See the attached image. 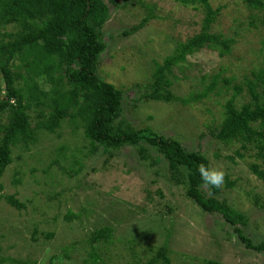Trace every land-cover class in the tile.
Returning <instances> with one entry per match:
<instances>
[{
  "label": "rangeland",
  "instance_id": "rangeland-1",
  "mask_svg": "<svg viewBox=\"0 0 264 264\" xmlns=\"http://www.w3.org/2000/svg\"><path fill=\"white\" fill-rule=\"evenodd\" d=\"M138 1L153 4L156 19L138 32L122 36V31L137 25L145 16V7ZM209 4L212 9L221 8L213 31L233 38L236 43L224 58L209 48L188 56L191 80H184V74L178 73L180 66L175 68L178 79H171V89L179 97H187L191 91L194 95L201 93L212 74L222 71V76H235V82L241 84L245 74L250 76V70L264 67L263 29L248 26L251 16H259L260 12L247 9L241 0H209ZM108 7L110 16L101 30L106 50L98 60V72L117 87L124 84L131 88L136 82L141 86L147 84L154 62L162 63L176 42L194 35L203 18L200 7H185L177 0H115ZM259 50L262 56L258 55ZM203 75L207 78L201 84L199 78ZM137 88L141 90L143 86ZM220 88L221 84L206 98L185 107L148 101L139 102L135 111L130 108V98L137 96L131 93L125 101L124 118L132 129L148 127L179 140L187 151L203 153L209 168L221 169L225 176L219 192L211 194L206 187L201 190L207 198L225 201L244 213L247 224L240 228L245 237L257 244L264 239V207H257L253 197L264 200V184L249 170V164L257 162V150H240L245 156L241 159L235 155L239 143L225 145L210 134L222 122L225 102L232 94L231 89ZM2 95L1 90L0 98ZM248 101L249 96L243 91L235 104L239 108ZM29 114L34 126V113ZM6 115L0 116V125L7 122ZM78 135L75 137L63 125L54 135L38 137L28 149L22 145L12 149L14 161L2 177V194L15 195L25 207H10L0 193L2 257L34 264H134L137 259L140 261V255L144 259L142 254L146 256L149 248L151 256L165 242L169 231L171 264H204L207 260L219 264H264V252L246 248L219 214L202 212L185 197V188L168 180L164 161L149 166L139 159L134 147L125 146L111 155L99 150L89 156L75 153L83 165L81 170L77 165L72 167V171L77 170L75 174L69 171L68 160L58 159L59 164H54L59 145H87L80 131ZM73 152L67 155L70 157ZM86 152L84 149L83 153ZM18 179V183L13 182ZM227 182L234 185L227 188ZM68 213L76 217L66 221ZM104 226L112 229L113 244L102 253L103 262L94 263L89 259L86 241ZM45 233L54 236L47 240ZM64 247L72 248L65 254Z\"/></svg>",
  "mask_w": 264,
  "mask_h": 264
},
{
  "label": "trees",
  "instance_id": "trees-1",
  "mask_svg": "<svg viewBox=\"0 0 264 264\" xmlns=\"http://www.w3.org/2000/svg\"><path fill=\"white\" fill-rule=\"evenodd\" d=\"M177 1L185 7L202 9L200 29L184 42H176L172 53L162 63L154 62L155 68L149 82L137 90V87H142L140 82L131 88L124 84L117 87L105 81L98 72V60L106 50L101 30L110 16L108 3L115 4V0H0V83L3 85V88L0 87V91H3L0 116L7 114V122L0 125L1 198L16 210L24 209L25 205L15 195L2 194V177L14 161L12 149L21 145L28 149L38 137L54 135L66 125L75 137L80 131L87 145H59L55 151L54 164H59L58 159L68 160L69 171L75 174L77 170L72 171V167L77 165L79 170L83 169L75 153L89 156L99 150L111 155L125 146L134 147L139 159L149 166L164 161L168 180L185 188V197L202 212L219 214L233 227V233L246 248L264 252V239L253 244L243 235L240 226L247 224L244 213L225 201L207 198L202 192L204 186L196 169L201 163L209 167L203 153L187 151L179 140L167 138L148 127L132 129L131 123L124 118L125 101L131 93L137 96L130 98V108L134 111L139 102L148 101L179 103L185 107L206 98L221 84L220 90L222 87L227 91L231 89L232 94L225 102L222 122L212 128L210 134L225 145L239 143L240 149L235 155L241 159L245 156L240 150L247 151L254 147L257 150L254 156L257 162L249 164V170L264 184V67L250 70V76L245 74L241 84L235 82V76H222L221 71L210 75L201 93L194 95L191 91L187 97L175 95L171 89V79H178L175 68L180 66L178 73L184 74V80L193 78L188 74V56L209 48L219 58H224L231 53L236 43L233 38L212 29L221 8L212 9L209 0ZM241 1L247 9L260 12L259 16H251L248 26L260 27L264 32V0ZM138 3L144 5L145 16L137 25L122 31V36L134 34L156 19L153 4L143 1ZM258 55L262 56L260 50ZM206 78V75L201 76L200 83L203 84ZM243 91L248 94L249 101L238 108L235 101ZM30 111L36 120L34 126L30 122ZM84 149L87 150L86 154L83 153ZM69 151H74L70 157L67 155ZM227 159L234 160L233 157ZM62 169L67 172V168ZM13 182L18 183L19 179ZM233 185L234 182H227L226 186ZM208 190L211 194L219 192V188ZM253 199L257 207H264V200L260 202L257 196ZM75 217L68 213L64 218L70 221ZM35 228L33 235L36 234ZM43 235L45 239L51 240L54 233ZM165 236V242L151 256L149 252L152 249L149 248L146 256L142 254L144 259L140 255V261L137 259L134 264H171L167 245L169 231ZM86 244L90 247V261L102 263V253L113 244L112 229L104 226L94 231ZM71 248L64 247L62 250L67 254ZM203 263L219 264L215 260ZM0 264L34 263L7 260L0 253Z\"/></svg>",
  "mask_w": 264,
  "mask_h": 264
},
{
  "label": "clouds",
  "instance_id": "clouds-1",
  "mask_svg": "<svg viewBox=\"0 0 264 264\" xmlns=\"http://www.w3.org/2000/svg\"><path fill=\"white\" fill-rule=\"evenodd\" d=\"M203 186L206 188H221L224 182L225 173L221 169L209 168L203 163L196 169Z\"/></svg>",
  "mask_w": 264,
  "mask_h": 264
}]
</instances>
